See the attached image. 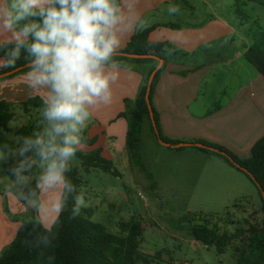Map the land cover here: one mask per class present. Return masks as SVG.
I'll list each match as a JSON object with an SVG mask.
<instances>
[{"label":"crops","instance_id":"0c3cea01","mask_svg":"<svg viewBox=\"0 0 264 264\" xmlns=\"http://www.w3.org/2000/svg\"><path fill=\"white\" fill-rule=\"evenodd\" d=\"M247 2L251 1L243 0V6ZM169 4L180 5V13L170 16ZM235 10L236 3L234 16H230L234 23ZM139 11L148 25L143 30L149 31L148 40L174 49L172 55H167L168 63L157 78L150 100L162 136L181 144L202 141L222 147L239 159L250 158L254 145L264 137V77L246 59V52L253 43L246 25L235 27L222 15L225 12L223 0H140ZM143 31L132 34L122 51ZM122 63L127 67L121 70L113 85V102L94 111L83 133V140H94L95 144L86 145L82 152L99 148L102 156L114 165L130 161L127 150L130 114L154 69L151 63ZM6 69L0 67V74ZM214 85L219 88L214 89ZM31 98L41 99V95L29 91L23 73L0 81V101L16 107ZM145 130L158 144L147 121L143 124L142 136ZM195 148L170 149L189 156H208L206 152L193 151L197 150ZM31 213L5 196L3 190L0 192V255L13 242L24 217L31 218ZM146 232L144 227L141 251L146 255L159 252L149 250ZM172 238L182 241L175 236ZM188 243L193 252L202 251L201 259L190 253L173 258L162 249L165 253L161 261L150 264L213 263L212 257L204 252L216 250L215 247L209 248L194 238ZM220 264L224 263L220 261Z\"/></svg>","mask_w":264,"mask_h":264},{"label":"clouds","instance_id":"9594fccd","mask_svg":"<svg viewBox=\"0 0 264 264\" xmlns=\"http://www.w3.org/2000/svg\"><path fill=\"white\" fill-rule=\"evenodd\" d=\"M140 0H0V67L15 68L22 50L30 92L41 95V118L15 146L0 145V161L14 163L4 195L31 214L33 246L48 248L69 199L72 216L88 207L69 178L86 146L83 133L94 111L113 102V85L126 68L118 57L126 40L148 25ZM180 5L169 4L170 16ZM172 55L174 49H163ZM2 183V181H0ZM26 224H21L25 226ZM55 256H48L49 264Z\"/></svg>","mask_w":264,"mask_h":264},{"label":"rangeland","instance_id":"374dc122","mask_svg":"<svg viewBox=\"0 0 264 264\" xmlns=\"http://www.w3.org/2000/svg\"><path fill=\"white\" fill-rule=\"evenodd\" d=\"M223 5L225 12L222 15L231 21L235 1L223 0ZM241 14H236V23L232 19L233 26L243 23L251 29L254 28L253 22L258 21L260 28L264 29V5L247 2ZM247 67L257 73L248 64ZM217 88L219 85H214V89ZM41 110L31 107L25 112L17 104L13 111L20 117L0 133V145L8 143L15 146L16 131L30 121L38 122ZM140 151L143 169L130 159L129 163L115 165L122 174L120 177L100 169L86 170L77 158L72 165L78 168L80 187L88 200V207L81 208V211L90 209L91 221L104 225L117 236H124L119 230L120 223L133 218L142 220L147 230L149 250L159 251L147 254L153 262L161 261L165 253L162 249H166L173 258H182L190 253V256L201 259L202 251L193 252L188 243L193 239L189 234L192 227H207L218 234L232 236L238 229L248 231L252 225L261 226L262 203L256 186L245 174L224 164L226 162L222 158L208 153V156L198 157L176 152L157 144L146 130ZM5 163L0 161V192H4V184L8 182ZM173 236L182 241L173 239ZM242 239H232L221 257L216 250L204 253L212 257L211 264H220V261L235 264V250L240 247Z\"/></svg>","mask_w":264,"mask_h":264},{"label":"trees","instance_id":"16d2710c","mask_svg":"<svg viewBox=\"0 0 264 264\" xmlns=\"http://www.w3.org/2000/svg\"><path fill=\"white\" fill-rule=\"evenodd\" d=\"M236 3L235 13L242 15L243 0H233ZM251 2H258L264 5V0H249ZM254 28L249 29V37L253 43L246 52V59L263 77H264V29L260 28L257 21L253 22ZM149 31H143L136 34L130 41L127 48L122 51L135 55H147L164 61L163 67L156 73L150 92V100L153 94L154 86L160 73L168 63L167 54L163 49H171L168 45L162 43H152L148 40ZM25 53L22 50L21 59L17 62L14 69L26 65L27 61L24 59ZM4 51L0 50V58H3ZM121 62L134 63H151L155 69L159 65L157 59H128L118 57ZM7 68L5 72L14 70ZM153 69V70H154ZM28 69L22 70L17 74L23 73ZM15 76V75H12ZM11 76V77H12ZM150 77V76H149ZM149 78L146 80L143 89L137 99L136 106L130 114V125L127 133V150L130 159L135 162L141 169L142 161L140 155L141 137L143 124L147 121L150 129L159 143L157 136L150 119L149 109L145 100ZM2 81V79H0ZM25 112L29 108H42V100L40 98H31L26 102L20 104ZM15 105L5 100L0 101V133L6 131L9 123L16 122L19 115L13 110ZM154 119L159 131V137L165 143L178 146L179 141H172L162 136L155 110ZM37 122H30L28 125L21 126L16 131V137L30 134ZM84 144L93 147L94 140H83ZM204 146L212 147L220 152L227 154L234 160L240 168L233 165L229 159L221 154L212 152L210 150L196 147L198 150L208 154L216 155L225 160L231 167L237 171L242 172L247 178L256 186L259 197L262 203L263 222L261 226H250L248 231L244 228L238 229L236 233L230 236L227 233L218 234L217 231L207 227H192L190 235L197 241L207 247H215L218 254L226 252L227 245L232 239L243 237L240 247L236 248L235 264H264V199L262 192H264V137L260 139L253 147L251 157L248 159H239L230 153L228 150L210 145L205 142H198ZM183 148H177L182 150ZM81 166L86 169H100L104 173L110 174L114 177H120L121 174L114 163L102 156V150L99 148L93 149L89 153L78 152L76 157ZM14 163L13 159H9L5 163V170L8 176L9 167ZM73 166V165H72ZM241 168L247 170L252 176L245 173ZM69 178L73 184L81 186V179L79 177L78 168L73 166ZM255 181H253V179ZM74 206V199H69L68 206L60 215V222L55 229L56 237L52 245L48 248L43 246L37 248L33 246L32 241L35 239V231L28 220L23 221L13 242L7 246L0 255V264H49L48 256H55V260L51 264H150L153 262L151 257L144 254L140 245L144 235V225L142 220L131 219L128 222H122L119 225V230L124 236H117L108 231V229L97 222L91 221L92 211L90 209H83L78 216H72V208Z\"/></svg>","mask_w":264,"mask_h":264},{"label":"water","instance_id":"95a60500","mask_svg":"<svg viewBox=\"0 0 264 264\" xmlns=\"http://www.w3.org/2000/svg\"><path fill=\"white\" fill-rule=\"evenodd\" d=\"M119 57H124V58H128V59H134V60H138V59H157L159 61V65L152 71L150 77H149V80H148V84H147V89H146V94H145V100H146V103H147V106H148V109H149V114H150V119L152 121V125H153V128H154V131H155V135L157 136L158 138V141L159 143L164 146V147H170V148H183V147H198V148H202V149H206V150H210L212 152H215V153H218V154H221L225 157H227L229 159V161L235 165L236 167L240 168V166L234 161L232 160L227 154L223 153V152H220L219 150L215 149V148H212V147H208V146H204L202 144H186V143H182L178 146H175V145H171V144H168V143H165L161 140V138L159 137V131L157 129V125H156V122H155V119H154V113H153V110H152V107H151V103H150V92H151V86H152V83H153V80H154V77L156 75V73L163 67L164 65V61L161 60V59H158V58H155L153 56H147V55H135V54H129V53H125V52H121V55ZM27 69L24 66H21V67H18L12 71H8V72H5V73H2L0 74V79L2 78H6V77H10L12 75H15L17 73H19L20 71L22 70H25ZM245 173H247L248 175H250L247 170H245L244 168H241ZM250 177H252L250 175ZM253 181L254 178H252ZM262 192V196H263V199H264V192Z\"/></svg>","mask_w":264,"mask_h":264}]
</instances>
